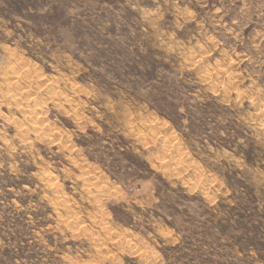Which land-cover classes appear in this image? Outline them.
I'll return each mask as SVG.
<instances>
[{
	"label": "rangeland",
	"instance_id": "rangeland-1",
	"mask_svg": "<svg viewBox=\"0 0 264 264\" xmlns=\"http://www.w3.org/2000/svg\"><path fill=\"white\" fill-rule=\"evenodd\" d=\"M0 264H264V0H0Z\"/></svg>",
	"mask_w": 264,
	"mask_h": 264
},
{
	"label": "bare ground",
	"instance_id": "bare-ground-1",
	"mask_svg": "<svg viewBox=\"0 0 264 264\" xmlns=\"http://www.w3.org/2000/svg\"><path fill=\"white\" fill-rule=\"evenodd\" d=\"M12 81V80H11Z\"/></svg>",
	"mask_w": 264,
	"mask_h": 264
}]
</instances>
